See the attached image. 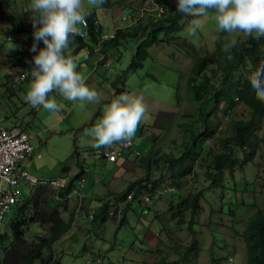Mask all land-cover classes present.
Returning a JSON list of instances; mask_svg holds the SVG:
<instances>
[{
    "label": "rangeland",
    "instance_id": "374dc122",
    "mask_svg": "<svg viewBox=\"0 0 264 264\" xmlns=\"http://www.w3.org/2000/svg\"><path fill=\"white\" fill-rule=\"evenodd\" d=\"M169 2L176 6V0ZM29 3L30 0L0 2V60H9L7 64H0V124L12 127L16 123V126L31 133L35 149L23 161V166L32 175L37 178H59L74 175L83 165L87 169L83 187L87 194L84 201L86 209H91L96 214L97 207L99 209L108 204L107 221L103 222L97 214L95 220L78 219L76 225L56 242L59 263L97 264L92 252H89L95 248L97 251L107 250L106 257L117 264H121L124 259H131L134 264H151L163 256L171 264H245L247 245L242 234L249 218L258 209H264L262 152L257 154L254 161H246L244 155L238 153L233 171L230 168L224 169L220 183L227 185L228 192L225 195L222 194V184L214 185L206 177V172L213 170V165L211 168L200 164L196 166V173H190L179 186L181 194L186 196L190 195L189 191L192 189L203 190L200 210L192 225L189 211L185 216H172V211L168 209L170 201L177 194L163 195L156 208L149 210V213L142 212L135 200L123 211L119 198L131 181L136 182L135 186L141 182V178L146 181L162 177L166 179V183L171 182L170 161H167L166 156L171 155L172 151L179 156L185 146L191 145V136L197 130V119L202 111L209 113L215 107V114H218L220 120L218 132L228 131L231 119L251 117V109L244 103L237 102L233 105L231 117L226 120L224 113L220 112L225 107V102L215 106L213 101L201 107L195 97L194 85L200 82L201 77L196 75L197 80H194L197 59L205 55H216L226 36V33L215 31L211 10L204 18L203 30L197 36L188 34L187 27L191 18L184 16L181 20L182 30L164 34L162 41L149 46L148 57L136 68L129 65L137 42L146 35L145 31L139 33V39L127 37V46L123 45L124 42L111 45L108 57L101 60L100 51L88 47L80 49L72 57L76 70L86 77L87 85L100 94L101 100L99 103L86 102L81 109L79 101L73 103L65 100L58 92L53 91L49 95L64 107L59 113L52 114L42 107L33 108L25 99L30 83L26 78L17 80L14 76L18 73H25L26 77L31 74V66L27 62L34 55L30 51L33 44V31L30 30L32 26H29L30 13L26 11ZM129 4L142 7L143 2L119 0V3L115 2L111 7L100 4L91 7V10L96 11L104 26L109 29L122 11L130 9ZM144 21L147 22L146 19ZM245 37L243 33L231 34V38L237 40ZM25 43L28 44L27 47L24 46ZM43 46L40 41L38 47ZM74 48L69 45L66 55H70ZM209 71L206 69L202 74ZM221 74L220 70L218 76ZM19 83L23 86L20 87ZM117 87L129 89L127 93L144 96L151 119L141 123L132 140V149L145 155L152 152L156 159L160 157L157 163L150 162L151 168L147 167V163H141L142 158H136L133 153L121 156L119 161L105 163L100 154L108 148L95 149L90 146L92 138L87 130L101 118L103 106L114 98ZM188 123H193L189 129L185 126ZM112 147L118 148L119 143ZM122 161H125L126 166L132 165L131 168L126 169ZM95 178H98L96 182ZM228 185L235 186L234 197ZM34 189L35 187L30 188L24 183L23 201L19 204L25 202L24 199H28ZM112 190L115 192L108 193ZM161 190L164 189L161 187ZM17 205L6 212L3 220L0 219V232L9 237H12V233L8 232L7 223L10 218L15 217ZM68 205V210L63 213L66 219L71 214L73 201ZM58 207L63 210L62 206ZM232 209L234 214H231ZM122 218H125V223L117 228ZM48 230L46 225L32 223L27 234L33 237ZM194 236L197 238L196 246L190 249L187 257H180L184 247L191 246ZM49 255L50 251L45 250L44 257L48 258ZM231 257L234 263L229 262ZM37 264H41V261L38 260Z\"/></svg>",
    "mask_w": 264,
    "mask_h": 264
},
{
    "label": "trees",
    "instance_id": "16d2710c",
    "mask_svg": "<svg viewBox=\"0 0 264 264\" xmlns=\"http://www.w3.org/2000/svg\"><path fill=\"white\" fill-rule=\"evenodd\" d=\"M155 1L165 6L164 12H151L146 18V23L140 19L137 25L119 26L117 27L116 35L105 41H100L99 37V34L105 29L103 21L96 11L90 10L91 14L86 17L90 22L88 27L90 34L88 38L83 36L70 37V45L75 47L70 53L71 57L80 49L88 47L91 50L102 53L100 60L107 58V52L111 45L119 44L125 37L138 38L139 33L145 31L146 35L141 37V40L137 42L134 57L129 65L132 68L141 66L143 60L149 55V46L162 41L164 34L182 30L181 20L184 16H188L179 13L176 6L171 5L169 0ZM115 2L119 3V0H104L102 5L111 7ZM142 2V6L144 7L146 0H142ZM129 6L133 11H139L141 8V6H132L130 4ZM94 18L102 21L98 27L94 24ZM190 18L192 19V17ZM116 26L118 25L116 24ZM30 30L33 31L32 28ZM262 46H264V38H261L258 42L251 37H245L244 39L237 40V46L231 52L233 56L232 60L227 59L226 54L222 51V46L218 47L216 55H205L197 59L194 69V80H197L196 75H201V77L200 82L194 85V94L201 107L211 104L213 101L215 102V106H219L222 102H225L226 105L220 112H223L226 120H228L232 115L233 105L237 102H242L251 109V117L248 119H231L228 131L218 132L217 128L219 127L220 120L218 114H215V107L209 113L202 111L201 116L197 119L199 121L197 130L196 132L193 131L191 136V145H184L185 150L179 156L175 151H172L171 155L166 156L167 161H170L171 182L166 183V179L162 177L146 181L144 178H141V182L135 186L136 182L132 183L131 181L128 188L119 196L123 211L133 203L132 200L127 201V195L130 192H133L135 202H137L144 213H149V210L156 208L158 201L163 195L177 194L170 201L168 209L172 211V216H185L189 211L192 215L190 219V224L192 225L194 217L200 210V200L203 197V190L194 191L192 189L189 191L190 195L186 196L181 194L182 190L179 189V186L190 173H196V166L198 164L208 168H211L213 165V170H208L206 177L214 185L219 186L222 184V194L225 195L228 192L226 191L227 185L224 182L220 183V180L224 175V169L230 168L233 171L235 167L234 163L238 160L237 154L244 155L246 161H254L259 152L264 154V102L256 98L249 79L258 70L264 69V47ZM8 62V59L0 60V64H7ZM206 69L210 71L202 74ZM13 70L16 71V69ZM220 70L222 74L218 76ZM26 79L31 83L33 77L29 74ZM19 86L22 87L23 84L19 83ZM122 90L117 87L114 97L120 95ZM95 118L96 114L94 115ZM16 125L14 123V126ZM192 125L193 123L185 124L188 129ZM150 153V155H142L141 163H147V167L150 166L151 168L150 162L152 161L153 163L155 161L157 163L160 157L156 159L152 155V152ZM157 167L159 169V166ZM84 173L85 167L81 165V170L71 176L70 182L64 188L62 194L66 195L75 185L76 180ZM246 181L248 182L247 178ZM23 184H21V187ZM26 185L30 188L34 187L28 183ZM164 186H173L174 189L163 193L155 192L158 188H163ZM228 187L234 197L235 186L228 185ZM113 192L115 191L112 190L110 193ZM145 192H151L152 197L150 202L143 205L141 203V196ZM24 200L25 202L19 204L23 201L22 197L16 206L17 213L15 217L10 218L7 223L8 232L12 233V237H9L4 232H0V264H37L38 260L41 261V264H59L58 259L54 260V254H56L55 244L72 228L75 207L72 206L69 219H66L63 213L66 212L64 210H68V203L59 204V201L55 198V189L45 184H37L33 194ZM59 205L62 206L63 210L58 207ZM107 207L108 204L101 206L99 209L97 207L96 214L103 222L108 219L106 215ZM231 214H234L233 209L231 210ZM32 223L46 225L49 227V230L30 237L27 231ZM124 223L125 218H122L121 222L119 221L117 224V228ZM191 225H189L190 229H192ZM192 231L195 232L193 229ZM242 235L247 245V262L245 264H264V209H258L249 218L246 230H244ZM196 242L197 238L194 236L191 246L184 247L180 257H187L190 249L196 246ZM178 247L180 249V246ZM47 249L50 251V255L48 258H45L44 251ZM84 249L89 250L87 247H84ZM99 251L104 256L108 255L107 250L99 249ZM151 264H171V262L166 256H163Z\"/></svg>",
    "mask_w": 264,
    "mask_h": 264
},
{
    "label": "clouds",
    "instance_id": "9594fccd",
    "mask_svg": "<svg viewBox=\"0 0 264 264\" xmlns=\"http://www.w3.org/2000/svg\"><path fill=\"white\" fill-rule=\"evenodd\" d=\"M103 2L104 0H30L26 11L30 13L29 26L33 28V44L30 51L34 55L32 60L27 62L31 66L33 79L25 99L33 108L42 107L49 113H59L64 106L58 103L55 97L49 95L53 91L58 92L65 100L73 103L79 101L81 109L85 107L86 102H100V94L87 85L86 77L77 72L74 59L71 55H66V51L69 49L70 37L85 35L81 26L87 27L86 17L91 14V7ZM146 3L148 4L149 1L146 0ZM176 9L179 13L192 17L187 27L188 34L192 37L197 36L198 32L203 30L204 18L211 10L215 31L229 34L224 37L222 45V51L228 60L233 59L231 52L237 46V39L231 38V34L243 33L246 37H251L258 42L264 38V0H176ZM128 11H132L131 8L122 11L119 16ZM155 12L157 11L152 13ZM147 16L148 14L143 16L141 21L145 22ZM139 22L131 25L121 24L118 17L111 28L116 24L124 27L137 25ZM126 38L122 39L125 46L128 44ZM40 41L43 42V47H38ZM25 44L24 46L27 47L28 44ZM249 79L256 98L264 102V69L258 70ZM127 91L129 89L124 88L120 95L105 104L101 118L87 130L92 138L91 147L100 149L112 147L117 143L130 144L141 123L151 119L144 96L127 93ZM131 153L133 152L126 155ZM142 155L141 153L135 157H142ZM85 175L87 178L86 168ZM63 176H68L70 179L72 174ZM82 192L85 201L87 194L83 187ZM129 194H132L131 198L128 197ZM129 194L127 201L135 200L133 192ZM71 201L76 209L79 201L77 196H70L64 202L59 203L69 204ZM86 206L84 203V211H92L86 209ZM75 209L72 228L78 219H83L75 220ZM55 259H58L57 254H54ZM229 262H231L230 259Z\"/></svg>",
    "mask_w": 264,
    "mask_h": 264
},
{
    "label": "built area",
    "instance_id": "2783aa9c",
    "mask_svg": "<svg viewBox=\"0 0 264 264\" xmlns=\"http://www.w3.org/2000/svg\"><path fill=\"white\" fill-rule=\"evenodd\" d=\"M148 4H144L139 11H128L124 12L119 16V22L121 24H135L146 14H150L153 11L165 10V6L156 2L155 0H148ZM87 19V18H86ZM94 24L96 27L99 26L102 21L98 18H94ZM90 25L87 19V27L82 26V31L85 33L83 37L88 38ZM118 26H114L111 29H104L100 34V41H105L116 35V30ZM13 74V72H9ZM15 79L23 80L26 78V74H14ZM32 136L30 132L23 130L19 126L6 127L0 124V219L4 218L6 212L12 209V206L18 204L23 197V190L21 187L22 183H28L31 186L37 184H45L55 189V198L59 202H64L70 196L79 197L75 209V220L77 218L83 219H95V214L92 211H84V200L82 187L86 183L85 173L77 180V184L69 191L66 195L62 194V191L69 183L68 176H61L59 178H37L32 175L24 166L23 161L29 157L34 151V144L32 142ZM132 144L119 143V147H109L108 149L102 150L101 154L106 157L109 161H117L122 155H126L133 152L134 155L139 156L141 154L138 150L132 149ZM164 190L158 188L156 193L168 192L174 189L173 186L163 187ZM129 198L132 194H129ZM152 197L151 192H145L141 196V203L143 205L150 202ZM75 222V221H74ZM94 255V260L97 264H117L112 260L108 259L102 254V252L97 251L95 248L91 249ZM231 262L233 258H230ZM234 263V262H232ZM121 264H133V260L124 259Z\"/></svg>",
    "mask_w": 264,
    "mask_h": 264
},
{
    "label": "crops",
    "instance_id": "0c3cea01",
    "mask_svg": "<svg viewBox=\"0 0 264 264\" xmlns=\"http://www.w3.org/2000/svg\"><path fill=\"white\" fill-rule=\"evenodd\" d=\"M115 22H116V20H114ZM114 22V23H115ZM147 155V154H146ZM100 157L102 158V160L105 162V163H107V162H109V163H112V162H116V161H109L107 158H105L104 156H102L101 154H100ZM119 161V160H118ZM122 165H124L125 166V168L126 169H128V168H131V166L132 165H130V166H126L125 165V161H122ZM98 180V178H95V182ZM111 191H109L108 193H110Z\"/></svg>",
    "mask_w": 264,
    "mask_h": 264
},
{
    "label": "bare ground",
    "instance_id": "6f19581e",
    "mask_svg": "<svg viewBox=\"0 0 264 264\" xmlns=\"http://www.w3.org/2000/svg\"><path fill=\"white\" fill-rule=\"evenodd\" d=\"M140 20V19H139Z\"/></svg>",
    "mask_w": 264,
    "mask_h": 264
}]
</instances>
